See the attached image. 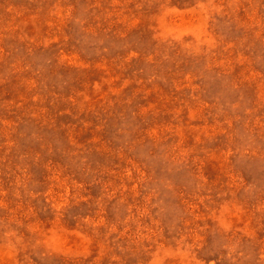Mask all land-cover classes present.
I'll return each mask as SVG.
<instances>
[{"label": "rangeland", "instance_id": "1", "mask_svg": "<svg viewBox=\"0 0 264 264\" xmlns=\"http://www.w3.org/2000/svg\"><path fill=\"white\" fill-rule=\"evenodd\" d=\"M0 264H264V0H0Z\"/></svg>", "mask_w": 264, "mask_h": 264}]
</instances>
